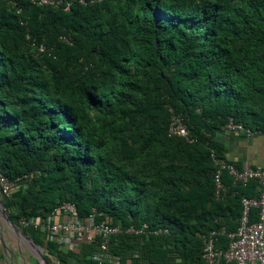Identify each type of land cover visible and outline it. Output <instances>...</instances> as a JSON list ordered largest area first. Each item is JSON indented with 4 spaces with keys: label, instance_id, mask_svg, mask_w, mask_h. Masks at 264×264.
Masks as SVG:
<instances>
[{
    "label": "trees",
    "instance_id": "1",
    "mask_svg": "<svg viewBox=\"0 0 264 264\" xmlns=\"http://www.w3.org/2000/svg\"><path fill=\"white\" fill-rule=\"evenodd\" d=\"M61 1L0 0V173L21 185L3 200L10 220L48 264H206L209 232L235 231L242 196H258L224 171L217 200L213 155L226 162L230 117L264 133V0ZM173 113L193 142L169 135ZM64 202L121 229L107 250L18 222Z\"/></svg>",
    "mask_w": 264,
    "mask_h": 264
},
{
    "label": "built area",
    "instance_id": "2",
    "mask_svg": "<svg viewBox=\"0 0 264 264\" xmlns=\"http://www.w3.org/2000/svg\"><path fill=\"white\" fill-rule=\"evenodd\" d=\"M95 1L92 0V2ZM35 2L40 5L53 7H57L62 3L61 0H35ZM80 2L85 4L84 0H80ZM65 5L66 10H68L71 2L66 1ZM62 39L67 40L66 38ZM38 49L40 52L45 51L43 44ZM171 112H173L172 109ZM223 130L227 132H241L247 134V136H253L255 133H258L235 122L232 117L228 119ZM169 135L184 138L189 143L193 142L181 114L173 113L169 126ZM213 160L217 167L214 173L216 185L215 197L217 200L222 198L223 192L226 189L223 182L224 171H227L233 178L234 184L240 183L245 186L251 180H256L258 183V196L254 198H249L246 195L242 196V215L239 226L235 231L227 232L225 227H222L209 232L204 240L202 258L206 264H264V167H252L249 164H244L241 168H237L231 163L219 161L214 155ZM32 177L33 173L23 176L24 179H31ZM20 188V183H15L6 175L0 173V195L2 200L11 197ZM252 209L258 210V220L255 222L251 221ZM18 222L30 232H39L48 240L59 243L63 249L72 248L76 250L82 243L91 244L100 237L103 240L101 249L105 251L108 249V240L121 232L118 226H112L108 222L97 223L94 214L81 217L77 206L71 202L62 203L46 216L21 218ZM4 223L6 222L4 221ZM7 225L13 231L11 226ZM127 232L139 233L141 230L130 228ZM163 232L167 233L168 230L158 229L152 233L161 234ZM220 235L226 236L229 240V245L226 249L217 246L219 241L218 236Z\"/></svg>",
    "mask_w": 264,
    "mask_h": 264
},
{
    "label": "crops",
    "instance_id": "3",
    "mask_svg": "<svg viewBox=\"0 0 264 264\" xmlns=\"http://www.w3.org/2000/svg\"><path fill=\"white\" fill-rule=\"evenodd\" d=\"M216 140L226 149V162L241 168L244 164L264 167V133L247 136L244 133L222 131ZM0 200H2L0 195ZM1 217L0 208V264H22L18 253L11 250L7 228ZM36 260L29 261L34 264Z\"/></svg>",
    "mask_w": 264,
    "mask_h": 264
},
{
    "label": "rangeland",
    "instance_id": "4",
    "mask_svg": "<svg viewBox=\"0 0 264 264\" xmlns=\"http://www.w3.org/2000/svg\"><path fill=\"white\" fill-rule=\"evenodd\" d=\"M5 225L10 238V248L13 252L18 253L20 263L29 264V261L38 260V253L33 249V247L27 244L18 234L14 233L6 223Z\"/></svg>",
    "mask_w": 264,
    "mask_h": 264
},
{
    "label": "water",
    "instance_id": "5",
    "mask_svg": "<svg viewBox=\"0 0 264 264\" xmlns=\"http://www.w3.org/2000/svg\"><path fill=\"white\" fill-rule=\"evenodd\" d=\"M0 208H1V217L2 219L11 226L13 231L18 234L20 237H22L27 244L33 247V249L38 253V261L40 264H48L43 249L37 245L30 237H28L24 232H22L14 222H12L6 212L4 201L0 200Z\"/></svg>",
    "mask_w": 264,
    "mask_h": 264
}]
</instances>
